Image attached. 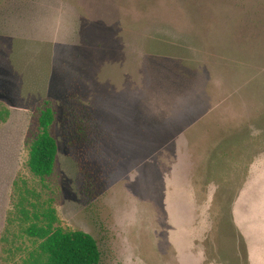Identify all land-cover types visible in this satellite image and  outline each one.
I'll list each match as a JSON object with an SVG mask.
<instances>
[{
  "label": "rangeland",
  "instance_id": "rangeland-1",
  "mask_svg": "<svg viewBox=\"0 0 264 264\" xmlns=\"http://www.w3.org/2000/svg\"><path fill=\"white\" fill-rule=\"evenodd\" d=\"M0 106V237L48 106L101 264H264V0H0Z\"/></svg>",
  "mask_w": 264,
  "mask_h": 264
},
{
  "label": "trees",
  "instance_id": "trees-1",
  "mask_svg": "<svg viewBox=\"0 0 264 264\" xmlns=\"http://www.w3.org/2000/svg\"><path fill=\"white\" fill-rule=\"evenodd\" d=\"M8 112L0 106V123ZM54 114L40 110L36 134L28 144L26 166L37 185L19 179L12 185V209L0 237L2 264H101L95 238L82 231L63 229L47 197L46 180L51 177L58 154L50 134Z\"/></svg>",
  "mask_w": 264,
  "mask_h": 264
}]
</instances>
